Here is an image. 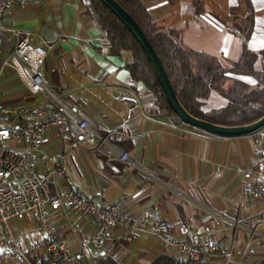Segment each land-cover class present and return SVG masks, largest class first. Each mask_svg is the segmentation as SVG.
<instances>
[{
    "label": "crops",
    "instance_id": "0c3cea01",
    "mask_svg": "<svg viewBox=\"0 0 264 264\" xmlns=\"http://www.w3.org/2000/svg\"><path fill=\"white\" fill-rule=\"evenodd\" d=\"M141 1L157 27L172 32L181 47L199 55L201 70L238 64L245 43L249 51L261 54L255 69L264 67V0ZM4 26L28 32L32 44L46 46L50 85L66 101L81 106L109 140L72 150L63 185H76L85 196L99 197L133 216L147 212L151 222H166L180 241L207 229L216 239L229 244L234 240V264L251 239L255 253L247 254L245 263L264 264V198L239 199L243 171L264 154V128L259 140L252 134L221 137L161 108L155 94L144 82L134 80L127 68L132 53L111 52L109 35L91 0H24L14 5ZM10 38L16 44L17 38ZM258 80L229 75L221 90L202 100L203 111L226 107L244 90L257 87ZM0 94L6 104L35 108L42 102L9 68L0 77ZM61 146L60 138L52 134L47 147ZM121 150L130 153L128 161L119 159ZM49 213L57 237L71 249L75 241L73 250L80 238L96 233L90 217L72 213L70 222L62 211ZM11 225L23 242L44 235L34 216L13 220ZM163 254L187 263L184 254L152 236L106 248L99 259L112 255L122 264H150ZM209 264L222 260L214 258Z\"/></svg>",
    "mask_w": 264,
    "mask_h": 264
},
{
    "label": "built area",
    "instance_id": "2783aa9c",
    "mask_svg": "<svg viewBox=\"0 0 264 264\" xmlns=\"http://www.w3.org/2000/svg\"><path fill=\"white\" fill-rule=\"evenodd\" d=\"M23 3L0 0V77L7 68L15 70L28 92L41 97L42 102L35 108L6 104L0 94V264H95L91 248H113L142 236H152L165 247L178 250L187 257V264H209L214 258H220L222 264H234V240L229 244L216 239L207 229L180 241L166 222H151L147 212L133 216L117 206L106 205L99 197L85 196L76 185L62 184L69 176L72 150L109 144V140L81 106L66 101L50 85L46 46L32 44L28 32L4 26L14 5ZM10 36L17 38L16 44ZM52 134L62 141L60 149L47 147ZM252 135L259 140L260 131ZM129 158L128 151H120L122 162ZM263 198L262 153L251 168L243 171L239 199ZM50 209L62 211L70 222L72 213L92 218L96 233L80 238L78 249H71L57 237ZM29 216L36 218L44 235L23 242L11 224ZM235 225H241L239 219ZM251 244L250 239L236 264H246V255L255 253Z\"/></svg>",
    "mask_w": 264,
    "mask_h": 264
},
{
    "label": "trees",
    "instance_id": "16d2710c",
    "mask_svg": "<svg viewBox=\"0 0 264 264\" xmlns=\"http://www.w3.org/2000/svg\"><path fill=\"white\" fill-rule=\"evenodd\" d=\"M117 1L131 13L149 37L161 58L181 104L190 114L224 126L247 125L264 116V88L259 87L245 92L222 109L214 110L210 113L204 112L202 109V100L208 98L213 90H221L224 80L229 75L260 77L255 65L261 54L249 51L245 43V48L238 64L231 68H216L203 71L200 68L199 55L181 47L172 32H167L157 27L153 22L152 15L141 0ZM91 4L105 25L111 41V52L115 55H122L124 51H130L133 59L127 62V68L133 79L144 82L155 94L160 107L175 114L166 100L149 58L137 39L100 0H91ZM250 33L248 31L245 34V41L250 37ZM261 84H263L262 80H258V85L260 86ZM95 264L122 263L110 255L97 260ZM150 264L187 263L173 255L163 254Z\"/></svg>",
    "mask_w": 264,
    "mask_h": 264
},
{
    "label": "water",
    "instance_id": "95a60500",
    "mask_svg": "<svg viewBox=\"0 0 264 264\" xmlns=\"http://www.w3.org/2000/svg\"><path fill=\"white\" fill-rule=\"evenodd\" d=\"M100 1L121 20V22L137 39L154 68V71L169 106L182 122L221 137L251 135L264 128V116L251 124L242 126H224L211 123L190 114L181 104L173 88L172 82L167 74V71L161 61V58L159 57L153 44L151 43L149 37L141 27L139 22L117 0Z\"/></svg>",
    "mask_w": 264,
    "mask_h": 264
},
{
    "label": "rangeland",
    "instance_id": "374dc122",
    "mask_svg": "<svg viewBox=\"0 0 264 264\" xmlns=\"http://www.w3.org/2000/svg\"><path fill=\"white\" fill-rule=\"evenodd\" d=\"M258 72H259V75H260V77H258V78H259V80H262L263 84H261L260 86L257 85V87H259V88H264V67H262V69H259ZM257 87H255V88H257ZM255 88H253V89H255ZM253 89L244 90V92H243L242 94H244L245 92H247V91H249V90H253ZM22 225H23V223H22ZM15 230L17 231V233H18V231H21V224H20L19 227H15ZM19 234H21V233H19ZM21 236H22V235H21ZM20 238H21V237H20ZM70 246L72 247V249H74V248L76 247V243H75V241L72 242V243H70ZM91 251H92V253H93V261H94L95 263H96V261H97L99 258H101V256L104 254V249L97 250V249H95V248H91Z\"/></svg>",
    "mask_w": 264,
    "mask_h": 264
}]
</instances>
